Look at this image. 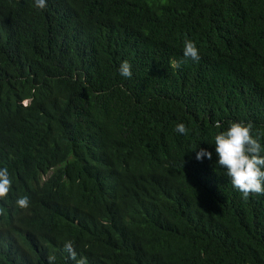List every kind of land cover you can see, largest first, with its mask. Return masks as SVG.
I'll list each match as a JSON object with an SVG mask.
<instances>
[{"label":"trees","instance_id":"16d2710c","mask_svg":"<svg viewBox=\"0 0 264 264\" xmlns=\"http://www.w3.org/2000/svg\"><path fill=\"white\" fill-rule=\"evenodd\" d=\"M232 122L264 147V0H0V264H264V195L217 165Z\"/></svg>","mask_w":264,"mask_h":264},{"label":"clouds","instance_id":"9594fccd","mask_svg":"<svg viewBox=\"0 0 264 264\" xmlns=\"http://www.w3.org/2000/svg\"><path fill=\"white\" fill-rule=\"evenodd\" d=\"M35 1V7L44 9L47 7V0ZM183 55L186 59L193 61L200 60V51L195 42L190 39L184 41ZM177 66V64H174ZM119 72L126 78L132 77V66L128 61H123ZM219 128L220 124L217 123ZM253 125L244 122H232L215 135V152L218 156L217 165L226 170L232 186L247 200L253 195H264V147L258 137L252 134ZM178 133L186 135L189 129L183 123H179L175 129ZM204 157L212 158V153L207 149L200 148L196 153V159L202 161ZM49 174L41 173V182L45 181ZM12 186L9 170L7 167L0 169V214H3L4 199L7 198ZM18 207L27 209L30 201L27 196L20 197L16 201ZM65 251L72 259L76 258V252L72 241L65 242ZM55 256L49 255L45 262L55 264ZM77 264H87L86 258L77 260Z\"/></svg>","mask_w":264,"mask_h":264}]
</instances>
